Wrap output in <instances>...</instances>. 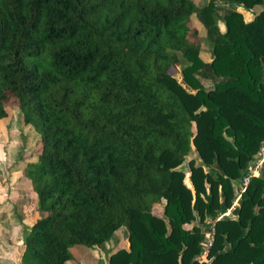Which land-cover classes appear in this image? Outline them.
Segmentation results:
<instances>
[{
  "label": "trees",
  "instance_id": "16d2710c",
  "mask_svg": "<svg viewBox=\"0 0 264 264\" xmlns=\"http://www.w3.org/2000/svg\"><path fill=\"white\" fill-rule=\"evenodd\" d=\"M201 1L0 0V120L14 101L41 135L18 264L122 226L108 264H264V162L242 186L264 147V0ZM216 1L260 9L222 31Z\"/></svg>",
  "mask_w": 264,
  "mask_h": 264
},
{
  "label": "rangeland",
  "instance_id": "374dc122",
  "mask_svg": "<svg viewBox=\"0 0 264 264\" xmlns=\"http://www.w3.org/2000/svg\"><path fill=\"white\" fill-rule=\"evenodd\" d=\"M205 2L206 0H202L200 4ZM232 9L241 11L244 18L248 20L253 17L254 12L260 9V6H255L252 10L247 11L231 3L216 1L214 14L222 31L225 30L224 14ZM193 20L200 34L204 37L200 56L204 61H210L213 53L212 45L206 38L207 29L197 15H193ZM175 77L180 79L181 75L178 73ZM205 84L208 85L209 82H205ZM40 151V133L32 125L23 121L18 103L13 101L7 107L6 118L0 120V253L8 258L17 254L25 235L40 217L35 186L27 173L29 167L38 161ZM260 156L261 154L250 171L261 168ZM190 159L200 163L196 153L185 156L179 169L185 173L187 184ZM258 173L259 171L256 175ZM162 210V204H157L153 208L154 213L159 215L162 214ZM227 215L231 216V212H228ZM197 223V221L193 222V224ZM210 236L211 232L206 233L207 242ZM126 246L127 230L126 227L122 226L114 232L107 242L101 245L94 247L80 244L71 245L69 247L71 258L66 264H108L109 256L121 248H126ZM0 264L12 263L0 259Z\"/></svg>",
  "mask_w": 264,
  "mask_h": 264
},
{
  "label": "built area",
  "instance_id": "2783aa9c",
  "mask_svg": "<svg viewBox=\"0 0 264 264\" xmlns=\"http://www.w3.org/2000/svg\"><path fill=\"white\" fill-rule=\"evenodd\" d=\"M263 162H264V147L262 148V153H261L260 160H259V163L261 164L260 166H262V163ZM259 170H260V167H259ZM259 170H256L255 169L254 171H250V173L243 178V180H242V186H243V188L248 184L250 178L252 176L256 175L257 171H259ZM228 212H230V211H227V212L223 213L221 216L227 215ZM212 233H213V230L211 231V236H210V238L208 240V245L211 244V241H212ZM206 253H207V251L204 252L203 258L205 257Z\"/></svg>",
  "mask_w": 264,
  "mask_h": 264
},
{
  "label": "crops",
  "instance_id": "0c3cea01",
  "mask_svg": "<svg viewBox=\"0 0 264 264\" xmlns=\"http://www.w3.org/2000/svg\"><path fill=\"white\" fill-rule=\"evenodd\" d=\"M16 256H17V254H14L13 256H10V258H8L7 256H2V253H0V259H2V260H8V261H10L12 264H18L17 262H16Z\"/></svg>",
  "mask_w": 264,
  "mask_h": 264
}]
</instances>
